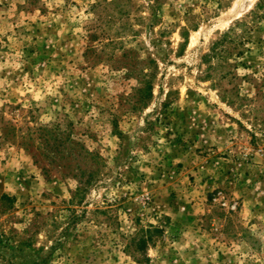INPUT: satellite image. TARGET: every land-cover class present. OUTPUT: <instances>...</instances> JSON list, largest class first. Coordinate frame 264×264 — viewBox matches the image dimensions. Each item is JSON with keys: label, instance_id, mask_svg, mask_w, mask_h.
<instances>
[{"label": "rangeland", "instance_id": "1", "mask_svg": "<svg viewBox=\"0 0 264 264\" xmlns=\"http://www.w3.org/2000/svg\"><path fill=\"white\" fill-rule=\"evenodd\" d=\"M0 264H264V0H0Z\"/></svg>", "mask_w": 264, "mask_h": 264}, {"label": "trees", "instance_id": "2", "mask_svg": "<svg viewBox=\"0 0 264 264\" xmlns=\"http://www.w3.org/2000/svg\"><path fill=\"white\" fill-rule=\"evenodd\" d=\"M150 237L147 236L146 238H143V239L139 240L138 241V245H140L142 247L143 245L148 244V242L151 241V238Z\"/></svg>", "mask_w": 264, "mask_h": 264}]
</instances>
